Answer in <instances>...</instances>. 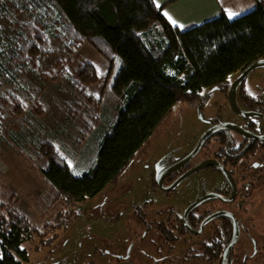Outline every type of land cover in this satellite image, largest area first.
I'll return each instance as SVG.
<instances>
[{"label": "trees", "instance_id": "16d2710c", "mask_svg": "<svg viewBox=\"0 0 264 264\" xmlns=\"http://www.w3.org/2000/svg\"><path fill=\"white\" fill-rule=\"evenodd\" d=\"M256 2L254 11L235 20L223 15L180 30L154 0H0L2 22L14 31L11 49L0 50V73L11 75L10 81L32 74L40 61L54 55L55 46L74 55L87 44L117 68L109 87L121 105L108 133L98 124L104 116L80 120L82 140L101 135L97 163L89 171L78 176L71 169L59 147V131L43 129L39 120L18 129L53 195L74 205L96 197L127 172L178 104L198 100L264 60V0ZM98 80L95 66L80 59L75 76H69L71 93L89 99ZM33 113L36 119L40 115ZM16 205L0 181V264L27 262L23 246L37 230ZM70 214L60 212L55 219L64 232ZM47 240L42 244L51 248L58 237Z\"/></svg>", "mask_w": 264, "mask_h": 264}, {"label": "rangeland", "instance_id": "374dc122", "mask_svg": "<svg viewBox=\"0 0 264 264\" xmlns=\"http://www.w3.org/2000/svg\"><path fill=\"white\" fill-rule=\"evenodd\" d=\"M3 13L0 16H4ZM17 17L13 18L16 23L21 18ZM0 19V50H10L14 31ZM53 52L52 57L40 61L33 73L20 81H10L11 75L6 78L0 73L1 185L6 197L13 195L17 209L37 229L23 246L29 260L27 263L113 264L115 261L117 264L113 258L117 244L126 248L128 241L134 243L133 236L138 234L133 216L129 215L130 210L134 206H162L161 194L153 184L155 166L163 159L184 157L212 121L231 120L232 115L227 99L219 92L212 94L203 113L199 112L197 104H178L115 184L83 203L68 204L53 195L43 175L29 159V145L21 140L18 129H22L26 122L31 125L39 120L43 129L59 131L61 152L79 176L97 163L98 137L101 136L96 134L82 140L80 120L88 122L93 116L98 119L104 116L98 124L99 127L103 125L107 134L121 103L110 93L109 87L117 68H113L95 49L85 44L76 54L69 55L63 46H55ZM80 59L93 64L100 76L98 83L90 88L89 99H81L71 93L69 87V76H75ZM257 88L264 93V68L254 71L245 83L248 94H256ZM37 111L40 115L36 119L33 112ZM222 184L223 180L214 173L203 171L188 180L180 190L190 188L195 199L201 192L220 188ZM255 206H264V198H259ZM65 211L71 212L68 215L71 223L66 232L57 226L55 220L58 213ZM257 222L258 228L264 229L262 217ZM51 237H58V241L49 249L42 243ZM263 241L259 239L258 243Z\"/></svg>", "mask_w": 264, "mask_h": 264}, {"label": "flooded vegetation", "instance_id": "af4514ba", "mask_svg": "<svg viewBox=\"0 0 264 264\" xmlns=\"http://www.w3.org/2000/svg\"><path fill=\"white\" fill-rule=\"evenodd\" d=\"M245 70L230 77L215 91H205L198 100L187 103L197 104L199 112L203 113L212 94L219 92L227 99L231 120L212 121L202 136L215 126L232 124L256 137H264V93L257 88L256 94L252 95L245 89L247 78L253 72L233 95L237 111L231 107L233 84ZM200 138L184 157L163 159L155 166L153 184L161 194L162 206H134L130 210L129 215L133 216L138 234L133 236L134 243L128 241L126 248L117 244L113 256L117 264H224L225 261L227 264H264V229L258 228L257 222L260 217L264 220V206H255L259 198H264V141L246 139L233 130H221L208 139L184 168L164 175L194 151ZM207 161H215L219 165L182 179ZM203 171L212 172L222 179V186L203 191L195 199L190 188L180 190L188 180ZM225 172L230 175L231 182ZM207 195L218 197L203 201L190 210ZM219 214L225 215L210 221ZM259 239L263 242L258 243ZM234 240L235 244L228 252ZM27 262L22 264L36 263Z\"/></svg>", "mask_w": 264, "mask_h": 264}, {"label": "crops", "instance_id": "0c3cea01", "mask_svg": "<svg viewBox=\"0 0 264 264\" xmlns=\"http://www.w3.org/2000/svg\"><path fill=\"white\" fill-rule=\"evenodd\" d=\"M156 6L162 11V15L174 28L187 30L192 27L203 25L223 15L228 18L227 12L239 13L238 16L229 19L235 20L252 11L257 7L256 0H154ZM167 12L177 25L174 26L164 15Z\"/></svg>", "mask_w": 264, "mask_h": 264}, {"label": "water", "instance_id": "95a60500", "mask_svg": "<svg viewBox=\"0 0 264 264\" xmlns=\"http://www.w3.org/2000/svg\"><path fill=\"white\" fill-rule=\"evenodd\" d=\"M264 68V60H260L255 62L254 64H252L251 66H249L248 68H246V70L243 72V74L236 80V82H234L233 84V88L231 90V98H230V103H231V107L234 111H237V108L235 106V102H234V98L233 95L236 94L237 89L239 88V86L243 83V81L254 71L258 70V69H263ZM216 90V89H215ZM214 90V91H215ZM252 117H258L255 114H248ZM221 130H233L238 132L239 134H241L244 138L249 139V140H257V141H264V137H256L252 134H250L247 131L242 130L241 128L234 126L232 124H221L218 126L213 127L212 129H210L208 132H206L199 140L196 148L194 149V151L188 156L186 157L177 167H175L174 169H172L171 171H168L166 174L164 175H170V173H175L179 170H181L182 168H184L192 159H194L198 153L200 152V150L202 149L203 145L208 141V139L215 133L221 131ZM213 165H219L217 162L215 161H207L204 162L200 165H198L197 167H195L194 169H192L190 172H188L186 174V176H184L182 179H185L187 177H190L194 174H196L197 172L208 168L210 166ZM226 177L228 178V180L231 182V177L230 175L225 172ZM157 183L158 185L160 184V178L157 179ZM233 184V182H232ZM234 185V184H233ZM236 188H234L235 191ZM218 196H214V195H207L206 197L202 198L198 203H196L195 205H193L190 210H192L193 208L197 207L199 205V203L209 200V199H214L217 198ZM220 215H225V214H219V215H215L213 216L211 220L217 218ZM234 243H232L228 249V252L231 251V248L234 246L235 244V240L233 241ZM224 264H227L226 261L224 262Z\"/></svg>", "mask_w": 264, "mask_h": 264}, {"label": "snow or ice", "instance_id": "6c2138e0", "mask_svg": "<svg viewBox=\"0 0 264 264\" xmlns=\"http://www.w3.org/2000/svg\"><path fill=\"white\" fill-rule=\"evenodd\" d=\"M157 7L159 8V5L157 4ZM164 15L169 19V21L174 25V26H178L180 28H183L184 26L183 25H177V22L167 13L165 12ZM227 15H228V18L229 19H232L236 16L239 15V13H236V12H232V11H228L227 12Z\"/></svg>", "mask_w": 264, "mask_h": 264}]
</instances>
